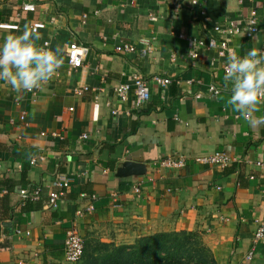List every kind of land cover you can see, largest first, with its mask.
<instances>
[{
	"label": "crops",
	"instance_id": "1",
	"mask_svg": "<svg viewBox=\"0 0 264 264\" xmlns=\"http://www.w3.org/2000/svg\"><path fill=\"white\" fill-rule=\"evenodd\" d=\"M31 1L35 9L24 11L25 0H0V24L17 25L0 26V41L26 24L38 26L39 43L59 48L62 64L36 98L0 81V264H73L63 242L76 220L83 237L104 230V240L116 243L195 232L213 264H264V243L252 260L245 258L257 222L264 221V103L248 120L234 112L225 103L231 95L223 80L227 53L193 49L190 41L209 36L216 22L245 24L254 5L259 32L233 37L229 49L241 56L260 50L264 0ZM143 39L153 44L145 56ZM73 40L83 47L74 68L67 60ZM122 42L133 46L131 53L115 49ZM134 75L148 86L149 99L140 105L134 88L126 101L114 91ZM156 76L171 82L158 85ZM212 83L223 87L216 96L207 93ZM214 151L232 160L225 166L198 160ZM167 157H183L185 164H163ZM129 161L143 164L145 173L119 175ZM59 175L70 186L60 208L52 209L47 190ZM37 185L44 188L38 199H21L22 187ZM90 203L92 211L75 216Z\"/></svg>",
	"mask_w": 264,
	"mask_h": 264
},
{
	"label": "built area",
	"instance_id": "2",
	"mask_svg": "<svg viewBox=\"0 0 264 264\" xmlns=\"http://www.w3.org/2000/svg\"><path fill=\"white\" fill-rule=\"evenodd\" d=\"M254 1V0H250ZM197 2V0H196ZM22 9L24 11L34 10L35 4L31 0H25L22 4ZM203 12V11H201ZM84 18L86 15L83 16ZM151 20H157L155 15L150 16ZM1 27L6 28H17L16 24H0ZM259 32V22H258V14L254 5H252L249 9L248 17L245 24H238L235 22H216L213 24L211 29V34L207 37L193 38L190 41L194 45L193 49L198 47L207 48L211 50H216L219 54L225 55L228 54L229 51V42L233 37L242 36L248 39L253 38ZM45 46L49 47V42L45 41ZM115 49L124 54H129L133 50V46L129 42H122L115 46ZM260 50H264V41L262 42ZM140 54L145 56L153 51L152 41L149 39L142 40V47L140 48ZM190 56L196 57V51H191ZM83 57V47L76 41L73 40L70 42L68 50H67V60L70 67H78L82 63ZM224 69V65H223ZM153 81L161 86L168 85L171 80L170 78L156 76L153 78ZM134 88L136 94L137 105H140L145 100L149 99V91L146 82L139 76L134 75L130 82L120 83L115 86L114 91L118 95L121 101H126L129 97L130 89ZM83 89H87V87L79 88L78 92H82ZM223 90V87L218 86L217 84H210L207 88V93L211 96H216ZM32 96L36 98L37 89L30 91ZM201 92L195 94L196 97L201 96ZM98 103L94 104V112L93 117L98 118ZM72 109V108H70ZM113 114H118L119 110L112 109ZM24 114L21 116L24 119ZM84 136H87L84 134ZM198 160L204 163L217 164L221 166L227 165L231 160V156L224 153L223 151H214L208 155L200 157ZM36 162L35 158L31 159V163L34 164ZM163 164L169 166H182L185 164V159L183 157H167L163 159ZM70 178L65 175H59L52 182V189L47 190L48 202L49 206L52 209H59L61 198L65 194V189L70 186ZM55 188V189H54ZM135 190L140 191L139 187H136ZM44 193V188L41 185H37L34 188L24 186L20 189L19 194L22 200H36ZM2 192L0 191V197ZM85 196V194H82ZM95 198V195L92 196ZM94 208L93 203H90L87 208H78L76 210L75 216L82 217L86 212L92 211ZM259 243H264V221L257 222V227L253 236V245L251 249L247 252L245 258L247 260H252L255 255V247ZM63 251L65 255V259L75 264L78 262L83 255L84 251V241L83 235L78 227L77 220L73 221L71 226L66 228L65 230V238L63 242Z\"/></svg>",
	"mask_w": 264,
	"mask_h": 264
},
{
	"label": "clouds",
	"instance_id": "3",
	"mask_svg": "<svg viewBox=\"0 0 264 264\" xmlns=\"http://www.w3.org/2000/svg\"><path fill=\"white\" fill-rule=\"evenodd\" d=\"M40 40L38 26L26 24L19 34L0 41V81L17 93L40 89L62 64L61 50ZM223 80L231 85L226 105L248 120L255 106L264 103V50L252 48L241 56L229 49Z\"/></svg>",
	"mask_w": 264,
	"mask_h": 264
},
{
	"label": "trees",
	"instance_id": "4",
	"mask_svg": "<svg viewBox=\"0 0 264 264\" xmlns=\"http://www.w3.org/2000/svg\"><path fill=\"white\" fill-rule=\"evenodd\" d=\"M210 250L188 231L157 232L132 243L98 241L84 246L75 264H213Z\"/></svg>",
	"mask_w": 264,
	"mask_h": 264
},
{
	"label": "rangeland",
	"instance_id": "5",
	"mask_svg": "<svg viewBox=\"0 0 264 264\" xmlns=\"http://www.w3.org/2000/svg\"><path fill=\"white\" fill-rule=\"evenodd\" d=\"M108 235V232L103 231H89L87 234L84 235L83 241H84V246L87 245H93L98 241H106V242H111L108 240H104V236Z\"/></svg>",
	"mask_w": 264,
	"mask_h": 264
},
{
	"label": "water",
	"instance_id": "6",
	"mask_svg": "<svg viewBox=\"0 0 264 264\" xmlns=\"http://www.w3.org/2000/svg\"><path fill=\"white\" fill-rule=\"evenodd\" d=\"M127 172H133L136 174H144L145 166L138 162L129 161L124 165L122 169H120L118 174L121 175Z\"/></svg>",
	"mask_w": 264,
	"mask_h": 264
}]
</instances>
